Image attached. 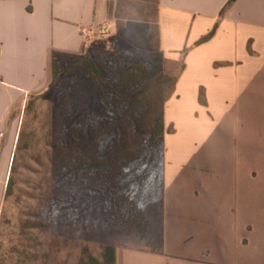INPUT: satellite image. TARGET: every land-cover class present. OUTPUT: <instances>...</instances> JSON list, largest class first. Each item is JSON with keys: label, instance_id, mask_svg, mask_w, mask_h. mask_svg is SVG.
Listing matches in <instances>:
<instances>
[{"label": "crops", "instance_id": "0c3cea01", "mask_svg": "<svg viewBox=\"0 0 264 264\" xmlns=\"http://www.w3.org/2000/svg\"><path fill=\"white\" fill-rule=\"evenodd\" d=\"M228 2L156 0L162 56L186 50L163 113L161 251L117 246L115 264H264V0ZM104 22L105 0H0V169L53 53L81 55Z\"/></svg>", "mask_w": 264, "mask_h": 264}, {"label": "rangeland", "instance_id": "374dc122", "mask_svg": "<svg viewBox=\"0 0 264 264\" xmlns=\"http://www.w3.org/2000/svg\"><path fill=\"white\" fill-rule=\"evenodd\" d=\"M105 1L106 22L88 31L86 47V55H91L102 69V79L92 78L81 64H70L54 77L40 98L16 115L13 186L6 198L11 163L0 169V264H80L84 249L99 258L108 244L145 248L156 245L139 236L140 228H134L133 233L128 231L130 224L125 219L130 215L127 207L133 192L137 194L134 222L144 220L138 216L145 215L147 199L159 207V178L149 188L139 185L138 176L132 191L127 188L120 194L103 195L94 193L95 179H100L101 184L112 178L98 173L94 164L110 167L119 159L143 156L146 133L164 109L162 102L171 94L183 55L177 56L176 61L164 59L152 30L134 33L140 49L118 36L116 16L131 14L134 6L145 5L143 0ZM155 10L156 0H149L152 22ZM120 48L145 61L149 77L135 91L121 97L128 109L111 125L103 119L100 102L106 90L112 88L111 77L123 60L118 55ZM157 75L164 78L149 92L142 93ZM171 130V126L164 128V133ZM98 132L102 135L97 136ZM99 156L103 160H98ZM156 159L161 170V152H157Z\"/></svg>", "mask_w": 264, "mask_h": 264}, {"label": "trees", "instance_id": "16d2710c", "mask_svg": "<svg viewBox=\"0 0 264 264\" xmlns=\"http://www.w3.org/2000/svg\"><path fill=\"white\" fill-rule=\"evenodd\" d=\"M145 5L141 7H136L135 10L131 14H121L117 15V32L118 36L122 35L125 42H132L134 45L139 47L140 45L136 43L135 34L139 33V31H151L154 34V37L157 41V27L155 21H150L151 15L148 12V1L143 0ZM235 0H229L227 5L231 4ZM156 11V10H155ZM224 9H222L221 14L223 13ZM156 16V12H155ZM215 31V27L205 36H203L199 43L208 40ZM135 33V34H134ZM134 37V38H133ZM118 50V55L123 57L122 62H119V67L115 70L113 77H111L112 88L110 87L109 90H106L107 94L102 96L101 98V109L103 111V119L107 120L111 123V125H115L121 118V115L125 110L128 108L125 107L124 104V97L128 96L130 92L135 91L140 85H142L143 81L146 80L148 76L149 67L148 64L143 61L140 57H135L130 50L125 48H120ZM186 50L183 51V55H185ZM161 54V52H160ZM162 55V54H161ZM164 58V57H163ZM81 64L86 67L88 73L92 78L96 80H101L102 76L104 75L100 66L96 63L95 60L92 59L91 55H86V48L84 49L81 55H69L64 53L55 52L52 55V73L55 77L57 74L66 71L70 64ZM183 64L181 66V69ZM180 69V70H181ZM114 71V70H113ZM180 72V71H179ZM153 77V75H151ZM150 77V78H151ZM164 77H160L159 75L155 76L150 86H147L142 89V93L149 92L153 87H155ZM176 79V78H175ZM174 79V82H175ZM173 82V84H174ZM173 89V85H172ZM123 91V94L121 93ZM105 93V91H104ZM172 93V91H171ZM114 94H116L114 96ZM36 95L31 96L24 107V110L29 108L34 99H38L42 96ZM123 97V98H121ZM167 98L162 102L165 106ZM135 105V104H134ZM163 110V111H162ZM155 124L149 128L147 131V139L146 144L143 147L141 158L133 157L131 160L119 159L111 164L110 167H105L103 165L94 164V167L98 171V173L103 174V176L111 177V182H102L100 184L99 181L96 180V184L94 185V193L101 192L104 193H115L118 192L119 194L122 191H126L127 188H130L131 191L134 187V183L139 176V185L143 186L145 184L154 187L155 181L159 178L160 180V203L159 207L153 202L147 199V205L145 207V215H139L138 217H144V220L140 222L138 219L137 221H133L136 214V192H133L132 198L133 200L130 201L127 207V210L130 213L129 217L125 220L129 222V230L133 233L134 228H140L142 233L139 236H143L146 240L149 239L150 241L156 242L154 248H145L140 246H134L138 250H151V251H161L160 245L162 241V175H163V153H164V144H163V136H164V122H163V113L164 109H162ZM101 132L97 133L99 136ZM102 135V134H101ZM102 141H105L103 138H100ZM19 140L20 134L17 140L16 151L19 149ZM161 152V170H159L158 165L156 164V155L157 152ZM99 153V152H98ZM101 153H99L100 155ZM102 157V156H101ZM101 157H97L98 160H103ZM16 158V153L12 157L11 161V168H10V175L8 176L6 189H5V198L10 194L13 186V177L12 171L14 170V162ZM159 164V165H160ZM141 170V173H140ZM141 188V187H140ZM150 194H148L147 198H150ZM134 195V196H133ZM139 195V192H138ZM147 195V194H146ZM154 196V193L152 192ZM154 197H151L153 199ZM154 200V199H153ZM130 209V210H129ZM158 209V210H157ZM155 210H157L155 212ZM157 229V232H156ZM148 240V241H149ZM115 249L116 246L114 245H105L100 253V257L96 258L92 254H90L86 249H84V255L80 258V264H115Z\"/></svg>", "mask_w": 264, "mask_h": 264}]
</instances>
